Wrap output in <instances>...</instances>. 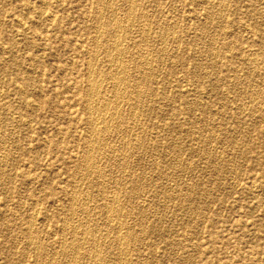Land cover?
<instances>
[{
	"label": "rangeland",
	"instance_id": "rangeland-1",
	"mask_svg": "<svg viewBox=\"0 0 264 264\" xmlns=\"http://www.w3.org/2000/svg\"><path fill=\"white\" fill-rule=\"evenodd\" d=\"M0 119V264H264V0H0Z\"/></svg>",
	"mask_w": 264,
	"mask_h": 264
},
{
	"label": "bare ground",
	"instance_id": "bare-ground-1",
	"mask_svg": "<svg viewBox=\"0 0 264 264\" xmlns=\"http://www.w3.org/2000/svg\"><path fill=\"white\" fill-rule=\"evenodd\" d=\"M112 1V0H111ZM114 1V0H113ZM120 1V0H119ZM108 2V1H107ZM134 3V2H133ZM131 4H132V1H131ZM130 4V5H131ZM136 5V4H135ZM225 5V4H224ZM47 6V5H46ZM117 6V5H116ZM213 6V5H212ZM221 6V5H220ZM25 7V6H24ZM123 8V7H122ZM132 8V7H131ZM130 8V9H131ZM212 8H214V7H212ZM45 9V8H44ZM111 9V8H110ZM116 9V8H115ZM120 9V8H119ZM136 9V8H135ZM43 10V9H42ZM213 10V9H212ZM44 11V10H43ZM133 11V10H132ZM135 11V10H134ZM141 12V11H140ZM144 12V11H143ZM210 12V11H209ZM218 12V11H217ZM42 13V12H41ZM124 13V12H123ZM136 13V12H135ZM152 13V12H151ZM219 13V12H218ZM49 14V13H48ZM103 14V13H102ZM127 15V14H126ZM220 15V14H219ZM222 15V14H221ZM153 16V15H152ZM180 16V15H179ZM213 16V15H212ZM40 17V16H39ZM45 17H46V15H45ZM47 17H49L48 15H47ZM46 17V18H47ZM134 17V16H133ZM121 18V17H120ZM124 18H126V16L124 17ZM130 18V17H129ZM128 19V18H127ZM145 19V18H144ZM129 20V19H128ZM162 20V19H161ZM212 20V19H211ZM97 22V21H96ZM124 22V21H123ZM174 22V21H173ZM122 23V22H121ZM132 23V22H131ZM116 24H117V21H116ZM151 24V23H150ZM119 26H121L120 24H118ZM130 25H132V24H130ZM207 25V24H206ZM224 26V25H223ZM102 27V26H101ZM116 27L118 28V26H114L113 27V29L111 30L112 32H116V31H120L121 29H119L118 28V30H116ZM131 27V26H130ZM220 27V26H219ZM121 28V27H120ZM139 28V27H138ZM207 28V27H206ZM98 29V28H97ZM126 29V28H125ZM149 30H150V28H148ZM160 29V28H159ZM151 30H152V28H151ZM225 31H226V29H224ZM239 31V30H238ZM115 33V34H120V33ZM123 32V31H122ZM121 32V33H122ZM127 32V31H126ZM161 33V32H160ZM159 33V34H160ZM199 33V32H198ZM101 34V33H100ZM114 34V33H113ZM112 34V35H113ZM127 34V33H126ZM143 35V34H142ZM161 35V34H160ZM118 36V35H117ZM162 36V35H161ZM143 37V36H142ZM206 37V36H205ZM98 38V37H97ZM120 38V37H119ZM100 39V38H99ZM98 39V40H99ZM125 39V38H124ZM212 39V38H211ZM149 39H147V41H148ZM114 41V40H113ZM234 41V40H233ZM134 42V41H133ZM171 42V41H170ZM113 43V42H112ZM126 43V42H125ZM233 43V42H232ZM97 44V43H96ZM138 44H139V42H138ZM207 44V43H206ZM205 44V45H206ZM209 44V43H208ZM113 45V44H112ZM132 45V44H131ZM143 45V44H142ZM212 46V45H211ZM230 46V45H229ZM236 46V45H235ZM113 51H117V52H115V54L112 56V58H111V61H117V60H115V58H121V57H119V54H120V50H119V48H121V47H119L118 48V45H116V44H114L113 46ZM122 47H124V46H122ZM209 47V46H208ZM131 48V47H130ZM207 48V47H206ZM111 49V48H110ZM108 50V49H107ZM209 50V49H208ZM218 50V49H217ZM136 51V50H135ZM149 51V50H148ZM222 51V50H221ZM98 52V51H97ZM143 52V51H142ZM258 52V51H257ZM87 53V52H86ZM112 53V52H111ZM124 53V52H123ZM126 53V52H125ZM122 54V53H121ZM151 54V53H150ZM123 55V54H122ZM127 55V54H126ZM140 55H141V53H140ZM176 55V54H175ZM224 55V54H223ZM96 56V55H95ZM111 56V55H110ZM109 56V57H110ZM129 56V55H128ZM140 57V56H139ZM152 57V56H151ZM216 57V56H215ZM250 57V56H249ZM110 59V58H109ZM122 59V58H121ZM138 59V58H137ZM152 59V58H151ZM88 60V59H87ZM108 60V59H107ZM89 61H90V59H89ZM140 62V61H139ZM92 63H94V62H92ZM111 63H113V62H111ZM120 62H118V65H119V67L117 68V70H115V71H117V73L115 74V76H116V78L117 79H120V77H121V73H124L125 74V72H126V67H125V65L123 66V65H121V64H119ZM129 63V62H128ZM102 64V63H101ZM115 64H116V62H115ZM123 64V63H122ZM95 65V64H94ZM111 65V64H110ZM117 65V66H118ZM149 65V64H148ZM219 65V64H218ZM100 66V65H99ZM25 67V66H24ZM141 67V66H140ZM152 69V68H151ZM142 70V69H141ZM198 70V69H197ZM90 71H92V70H90ZM140 71V70H139ZM138 71V72H139ZM214 71V70H213ZM148 72V71H147ZM151 72V71H150ZM90 74V73H89ZM148 74V73H147ZM88 75V74H87ZM114 75V74H113ZM89 76V75H88ZM87 76V77H88ZM124 76V75H123ZM140 76V75H139ZM129 77V76H128ZM148 77V76H147ZM102 78V77H101ZM127 78V77H126ZM92 79V78H91ZM135 79V78H134ZM90 80V79H89ZM88 80V81H89ZM95 81V80H94ZM104 81V80H103ZM102 81V82H103ZM116 81V80H115ZM149 81V80H148ZM97 82V81H96ZM95 82V83H96ZM99 82H100V79H99ZM107 82V81H106ZM133 82V81H132ZM89 84L91 85L90 86V91H91V88L93 89V91H96L99 87H97V85L98 84H94V83H91V82H89ZM123 84V83H122ZM102 85V84H101ZM101 85H99V86H101ZM116 86H117V84H116ZM115 86V87H116ZM119 87V86H118ZM102 88V87H101ZM124 88V87H123ZM89 89V88H88ZM99 90H101L100 88H99ZM99 90H97L98 91V93H99ZM118 90V89H117ZM89 91V92H90ZM96 91V92H97ZM119 91V90H118ZM125 91V90H124ZM131 91V90H130ZM101 92V91H100ZM115 92V91H114ZM120 92V91H119ZM23 93V92H22ZM92 93H94V92H92ZM118 93V92H117ZM97 94V93H96ZM95 94V95H96ZM100 94V93H99ZM123 94V93H122ZM226 94V93H225ZM110 95V94H109ZM87 97V96H86ZM135 98V97H134ZM87 99V98H86ZM136 99V98H135ZM135 99H134V102H135ZM98 102H99V100H98ZM261 102V101H260ZM120 103V102H119ZM123 103V102H122ZM140 103V102H139ZM246 104V103H245ZM103 105H105V103L104 104H102L101 106H103ZM120 105V104H119ZM131 105V104H130ZM137 105V104H136ZM136 105H134V106H136ZM86 106V105H85ZM97 106H98V104H97ZM96 106V107H97ZM106 106V105H105ZM146 106V105H145ZM101 108V107H100ZM103 108V107H102ZM105 108H107V106L106 107H104L103 109H105ZM102 109V110H103ZM106 110V109H105ZM89 112V111H88ZM98 112H100V109L98 110ZM105 112H107V111H105ZM113 112V111H112ZM112 112H111V114H112ZM134 112V111H133ZM142 112V111H141ZM95 113V112H94ZM122 113V112H121ZM127 113V112H126ZM111 114H110V116H111ZM109 115V114H108ZM115 115V114H114ZM88 116V115H87ZM89 116H90V114H89ZM139 116V115H138ZM98 117H99V115H98ZM112 117V116H111ZM110 117V118H111ZM87 118V117H86ZM92 118V117H91ZM100 118V117H99ZM109 118V117H108ZM123 118V117H122ZM139 118V117H138ZM135 119V118H134ZM1 120V119H0ZM96 120V119H95ZM88 121V120H87ZM93 123H95L94 121H92ZM100 122V121H99ZM103 122V121H102ZM90 123V122H89ZM97 123V122H96ZM97 125V124H96ZM100 125V124H99ZM120 125V124H119ZM219 125V124H218ZM99 127V126H98ZM95 128H96V126H95ZM100 129V128H99ZM135 129V128H134ZM97 130V129H96ZM145 131V130H144ZM98 132V131H97ZM103 133V132H102ZM221 134V133H220ZM101 138V137H100ZM102 139V138H101ZM105 140H106V138H105ZM141 140V139H140ZM143 140V139H142ZM13 142V141H12ZM92 142V141H91ZM131 144V143H130ZM87 147H88V145H87ZM104 147V146H103ZM5 148V147H4ZM151 148V147H150ZM2 149V148H1ZM92 149H94V148H92ZM8 151V150H7ZM98 151V150H97ZM120 151V150H119ZM3 152V151H2ZM92 152H94V151H92ZM103 152V151H102ZM100 153V152H99ZM4 154V153H3ZM120 155V154H119ZM83 156V155H82ZM85 156V155H84ZM90 156V155H89ZM239 156V155H238ZM114 157V156H113ZM85 158V157H84ZM88 158V157H87ZM87 158H86V160H87ZM90 158H91V156L89 157V160H90ZM97 158V157H96ZM95 158V159H96ZM135 158V157H134ZM218 158V157H217ZM112 160V159H111ZM117 161V160H116ZM97 162V161H96ZM87 163H89V162H87ZM104 163V162H103ZM178 163V162H177ZM121 164V163H120ZM89 165H90V163H89ZM104 165V164H103ZM106 165V164H105ZM104 165V166H105ZM84 166V165H83ZM82 166V167H83ZM114 166V165H113ZM120 166V165H119ZM164 166V165H163ZM172 166V165H171ZM106 167V166H105ZM80 169V168H79ZM97 169V168H96ZM102 170V169H101ZM81 171V170H80ZM122 171V170H121ZM83 173V172H82ZM86 173V172H85ZM84 173V174H85ZM83 176V175H82ZM97 176V175H96ZM117 176V175H116ZM102 177H104V176H102ZM154 177V176H153ZM134 178V177H133ZM95 179V178H94ZM140 179V178H139ZM144 179V178H143ZM83 180V179H82ZM137 181V180H136ZM83 182V181H82ZM117 182V181H116ZM79 183V182H78ZM121 183V182H120ZM150 183V182H149ZM83 184V183H82ZM131 184V183H130ZM74 185V184H73ZM87 185V184H86ZM113 185V184H112ZM116 185V184H115ZM133 186V185H132ZM91 186H89V188H90ZM78 188V187H77ZM80 188V187H79ZM87 188V187H86ZM122 188H123V186H122ZM103 189V188H102ZM121 189V188H120ZM137 189H138V187H137ZM210 189V188H209ZM75 190V189H74ZM74 190H73V192H74ZM114 190V189H113ZM117 190V189H116ZM133 190V189H132ZM148 190V189H147ZM84 191V190H83ZM100 191V190H99ZM106 191V190H105ZM137 191V190H136ZM78 192H79V190H78ZM82 192V191H81ZM122 192V191H121ZM72 193V192H71ZM124 193V192H123ZM134 193V192H133ZM97 194V193H96ZM99 194V193H98ZM73 195V194H72ZM109 195V194H108ZM168 195V194H167ZM189 195V194H188ZM74 196V195H73ZM117 196V195H116ZM111 197V196H110ZM118 197V196H117ZM122 197V196H121ZM168 197V196H167ZM116 198V197H115ZM101 199V198H100ZM127 199V198H126ZM125 199V200H126ZM76 200V199H75ZM122 200V199H121ZM133 200V199H132ZM123 201V200H122ZM132 202V201H131ZM84 204V203H83ZM127 204V203H126ZM124 206V205H123ZM131 206V205H130ZM142 206V205H141ZM146 206V205H145ZM77 207V206H76ZM144 207V206H143ZM73 208V207H72ZM99 208V207H98ZM105 208V207H104ZM111 208V207H110ZM119 209H121V208H119ZM123 209V208H122ZM134 209V208H133ZM142 209V208H141ZM74 210V209H73ZM72 210V211H73ZM37 211V210H36ZM69 211V210H68ZM110 211H111V209H110ZM135 211V210H134ZM65 212V211H64ZM85 212V211H84ZM116 212V211H115ZM35 213V212H34ZM130 213V212H129ZM87 214V213H86ZM113 214V213H112ZM128 214V213H127ZM196 214V213H195ZM79 215V214H78ZM101 215V214H100ZM120 215V214H119ZM84 216V215H83ZM138 216H139V214H138ZM28 217H29V215H28ZM87 217V216H86ZM144 217V216H143ZM34 218V217H33ZM71 218V217H70ZM111 218V217H110ZM66 219V218H65ZM67 220V219H66ZM86 220V219H85ZM105 220V219H104ZM126 220V219H125ZM147 220V219H146ZM95 221V220H94ZM108 221H109V219H108ZM112 221V220H111ZM145 221V220H144ZM33 222V221H32ZM76 222V221H75ZM89 222V221H88ZM117 222H118V220H117ZM124 223V222H123ZM78 224V223H77ZM76 224V225H77ZM66 225V224H65ZM83 225V224H82ZM92 225V224H91ZM100 225V224H99ZM164 225V224H163ZM162 225V226H163ZM92 226H94V225H92ZM102 226V225H101ZM64 227V226H63ZM74 227V226H73ZM77 227V226H76ZM170 227V226H169ZM31 228V227H30ZM75 228V227H74ZM78 228V227H77ZM118 228V227H117ZM99 229V228H98ZM112 229V228H111ZM120 229V228H119ZM142 230V229H141ZM30 231V230H29ZM62 231H63V229H62ZM89 231V230H88ZM88 231H86V232H88ZM92 231H94V230H92ZM91 231V232H92ZM32 232V231H31ZM75 232V231H74ZM64 233V232H63ZM82 233V232H81ZM119 233V232H118ZM128 233V232H127ZM108 234V233H107ZM101 235V234H100ZM121 235V234H120ZM197 235V234H196ZM64 236V235H63ZM84 236V235H83ZM122 236H124V235H122ZM137 236V235H136ZM125 237V236H124ZM30 238V237H29ZM85 238V237H84ZM113 238V237H112ZM131 238V237H130ZM86 239V238H85ZM100 239V238H99ZM123 239V238H122ZM30 240H31V238H30ZM81 240V239H80ZM98 241V240H97ZM110 241V240H109ZM123 241V240H122ZM119 242V241H118ZM70 244V243H69ZM37 245V244H36ZM129 245V244H128ZM39 246V245H38ZM64 246V245H63ZM97 246V245H96ZM127 246V245H126ZM59 247V246H58ZM75 247V246H74ZM92 247V246H91ZM73 248V247H72ZM71 248V249H72ZM59 249V248H58ZM88 249V248H87ZM96 249V247L94 248V250ZM75 250V249H74ZM105 251H106V249H104ZM112 250V249H111ZM148 250V249H147ZM36 251V250H35ZM72 251V250H71ZM108 251V250H107ZM125 251V250H124ZM127 251V250H126ZM88 252V251H87ZM86 252V253H87ZM111 253V252H110ZM92 255H95V254H92ZM105 255V254H104ZM58 256V255H57ZM76 257H77V255H75ZM89 256V255H88ZM98 256V255H97ZM101 256V255H100ZM109 257V256H108ZM125 257V256H124ZM101 258V257H100ZM95 259V258H94ZM56 260V259H55ZM88 261V260H87ZM99 261V260H98ZM128 261V260H127ZM75 262H76V259H75ZM91 262V261H90ZM54 263V262H53ZM77 263V262H76Z\"/></svg>",
	"mask_w": 264,
	"mask_h": 264
}]
</instances>
